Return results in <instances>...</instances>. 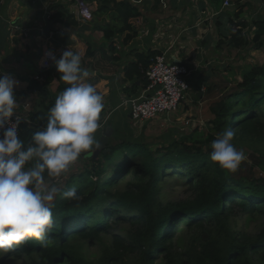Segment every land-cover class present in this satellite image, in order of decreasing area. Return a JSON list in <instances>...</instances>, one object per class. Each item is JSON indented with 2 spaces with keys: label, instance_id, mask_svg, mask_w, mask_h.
I'll list each match as a JSON object with an SVG mask.
<instances>
[{
  "label": "trees",
  "instance_id": "1",
  "mask_svg": "<svg viewBox=\"0 0 264 264\" xmlns=\"http://www.w3.org/2000/svg\"><path fill=\"white\" fill-rule=\"evenodd\" d=\"M87 1L98 3L96 14L115 12L110 24L99 27L107 40L125 31H130L127 40L135 36L132 21L141 13L129 0ZM55 7L52 20L72 28L79 24L65 7ZM249 26L255 27L252 37L244 30ZM232 27L235 30L228 39L232 47L245 49L250 42L256 49L264 47V17ZM157 54L139 53L125 67L126 79L137 80L146 89V73ZM86 56L93 57L95 52L88 47ZM58 74L54 66L45 71L43 82L31 83L30 90L37 91L40 100L19 125L25 145L46 124L56 96L70 86L61 83L53 94L50 84ZM240 75L242 80L223 88L212 104L205 139L195 140L196 129L181 139L158 144L128 140L111 144L108 153L90 158L91 169L78 175V198L57 194L51 202L54 223L45 242L29 237L1 256L0 264L24 254L31 258L26 264H264V177H254L242 163L231 172L210 159L211 142L226 128L235 132V147L264 141V63L246 65ZM170 176L176 184L185 185L186 198L159 199ZM239 216L259 220L257 230H235L233 220ZM126 219L132 228L127 236L115 230ZM105 237L112 241L103 253L88 254L85 244H100Z\"/></svg>",
  "mask_w": 264,
  "mask_h": 264
},
{
  "label": "crops",
  "instance_id": "2",
  "mask_svg": "<svg viewBox=\"0 0 264 264\" xmlns=\"http://www.w3.org/2000/svg\"><path fill=\"white\" fill-rule=\"evenodd\" d=\"M129 1L141 13L132 21L137 29L135 36L127 40L130 31H125L107 40L99 27L114 20V11L95 13L92 21H84L78 17L76 0H6L0 11V75L18 82L14 88L16 113L29 115L33 111L40 97L37 91L30 90L31 83L43 82L45 71L56 66L55 63L43 66L44 51L54 50L59 59L64 51L71 50L81 55L82 66L93 70L85 82L92 84L104 98L96 144L107 127L114 129L108 146L118 140L158 144L208 127L213 116L211 106L216 101L211 102L212 94L218 88L219 96L222 81L232 79L223 64L226 62L231 68L241 65L229 64L234 62L228 50V39L235 30L232 24L240 21L250 24L263 18L264 0H230L229 5L226 0ZM91 3L98 8L96 1ZM57 5L69 10L79 24L72 28L52 20ZM46 17L56 26L50 36L42 33ZM244 30L252 37L255 27ZM88 47L95 56H86ZM149 51L166 54L170 61L186 65L191 87L176 112L136 124L126 101L145 89L139 81L126 79L125 67L136 61L139 53ZM61 83L66 82L60 80V73L53 75L50 84L53 94H57ZM85 157H78L77 162ZM73 166L74 163L70 169Z\"/></svg>",
  "mask_w": 264,
  "mask_h": 264
},
{
  "label": "clouds",
  "instance_id": "3",
  "mask_svg": "<svg viewBox=\"0 0 264 264\" xmlns=\"http://www.w3.org/2000/svg\"><path fill=\"white\" fill-rule=\"evenodd\" d=\"M46 55L55 62L60 80L70 86L56 96L46 124L32 133L27 145L18 132L22 119H11L18 105L14 93L18 82L0 75V252L4 253L29 237L45 242L54 223V197L78 198L76 186L62 191L53 181L66 173L82 152L93 148L100 127L104 98L85 82L90 73L82 67L81 55L71 50L59 59L52 52ZM234 137V130L226 128L211 142L210 153L212 161L231 172L246 159L233 144Z\"/></svg>",
  "mask_w": 264,
  "mask_h": 264
},
{
  "label": "rangeland",
  "instance_id": "4",
  "mask_svg": "<svg viewBox=\"0 0 264 264\" xmlns=\"http://www.w3.org/2000/svg\"><path fill=\"white\" fill-rule=\"evenodd\" d=\"M229 4H230V0H229ZM228 50H229V52H231L232 61H234V62H230L229 64L237 63V64H241V65L232 66V68H231L230 65L226 66V64H227L226 62L223 64L224 69L228 70L229 73H231L230 77H232V79L228 78V79L222 81L223 83L219 86V88L221 90L223 88L225 90H227L229 85L230 86L235 85V82L238 83L239 81H241L242 79L240 78L239 75L242 72L243 68L246 67L247 64L251 65V64H263L264 63V47L260 48V49H256L253 42H250V45L248 47H246L245 49H241V50L234 48L231 45H229ZM242 57H244V59H242ZM243 60H244V62H243ZM217 91H218V88L215 90L216 94H212L213 98H212L211 102L215 99L217 100L220 97L221 94L218 96ZM184 99H182V101ZM182 101L180 102L178 108L176 110H174L173 112H176L179 109ZM170 113H172V112H170ZM170 113L161 114L160 116L169 115ZM158 117H156V118H158ZM156 118H154V119H156ZM154 119H152V120H154ZM132 121L134 122L133 119H132ZM149 121H151V120H149ZM149 121H143V122H137V123L134 122V123L143 124V123H147ZM186 124H189V122H186ZM196 129H198V128H196ZM197 133H198V135H196V138H195L196 141L205 139L209 133V126L198 129ZM167 141H174V140H173V138H171V140L169 139ZM236 148L238 150H242L244 152L245 157H246V159L242 162V164L244 165L243 168L245 170L251 169L252 175L254 177H264V141L260 144H254V145L245 144V143L239 144ZM258 156L261 158V166H260V164H258L257 166L255 165V162H256ZM89 157H90V155H87L84 159H80V161L82 160L81 162L75 161L74 166L71 169L69 168L66 173L62 174L60 177H58V179H56V186L59 187L62 191H64V190L70 189L73 186L78 187L79 185H81L78 175L81 172L92 168V164H91L92 159L90 160L91 157L90 158ZM79 158H81V157H79ZM27 166L31 167L32 164H30V166L29 165H27ZM70 178H72L73 180L68 185L66 183V181ZM177 182H178V184L175 183L174 177L170 176L162 185V191H161V194L159 195V199L167 202V201H177V200H180L182 198H186L189 194L188 191L186 190L187 188L185 187V185H180L179 181H177ZM55 198H56V196L54 197L53 201L55 200ZM246 218H248V217L239 216L236 219H234L233 220L234 229L238 230V231L246 230L250 233H254L257 230V227H258V224H260V221L257 219H253V220L249 219V221H248ZM130 224H131L130 221L128 219H126L122 223H120V225L117 226L116 227L117 229H115V230L117 232H121L122 234L127 236L129 231H131V229H132ZM111 241L112 240L110 238L105 237L103 242H101L100 244H96L94 246H90L86 243L85 249L88 251V254L97 257L103 253L105 245L111 244ZM5 254L6 253H4V252H0V257L5 255ZM30 260H31V258L29 257V255L24 254L22 257H19V258H16V257L10 258L8 260V264H26Z\"/></svg>",
  "mask_w": 264,
  "mask_h": 264
},
{
  "label": "built area",
  "instance_id": "5",
  "mask_svg": "<svg viewBox=\"0 0 264 264\" xmlns=\"http://www.w3.org/2000/svg\"><path fill=\"white\" fill-rule=\"evenodd\" d=\"M6 0H0V11ZM78 17L84 21L94 19L95 7L87 0H76ZM229 5V0L225 1ZM52 52L58 59V54L52 49H46L43 53L42 64L50 67L55 62L46 53ZM149 85L141 95L129 98L128 104L131 117L134 122L152 120L161 114H167L176 110L190 89L188 81V68L186 65L170 61L166 54H157L147 70ZM19 116L22 120H28V113H14L11 117L15 122ZM7 127V125H6ZM3 130H0L2 135ZM20 134V126L18 127Z\"/></svg>",
  "mask_w": 264,
  "mask_h": 264
},
{
  "label": "water",
  "instance_id": "6",
  "mask_svg": "<svg viewBox=\"0 0 264 264\" xmlns=\"http://www.w3.org/2000/svg\"><path fill=\"white\" fill-rule=\"evenodd\" d=\"M46 20V27L42 30V33L45 36H50L51 32H55L56 31V26H55V22L49 20L48 17L45 18ZM84 67V66H82ZM85 68V67H84ZM89 72H92L93 70L91 68H86ZM114 134V129L112 127H107L104 132H102V135L99 138L98 143L93 146L92 149L87 150L85 152H82V155H80L79 157L82 156H87L90 155L92 156L94 159H97V157L101 154V153H108L111 150V147L108 146L109 141L111 139V137ZM56 179L53 181V183L56 184Z\"/></svg>",
  "mask_w": 264,
  "mask_h": 264
}]
</instances>
